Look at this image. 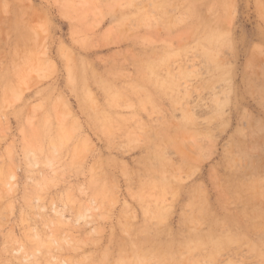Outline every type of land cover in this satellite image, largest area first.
Wrapping results in <instances>:
<instances>
[{"label":"rangeland","instance_id":"rangeland-1","mask_svg":"<svg viewBox=\"0 0 264 264\" xmlns=\"http://www.w3.org/2000/svg\"><path fill=\"white\" fill-rule=\"evenodd\" d=\"M0 264H264V0H0Z\"/></svg>","mask_w":264,"mask_h":264}]
</instances>
